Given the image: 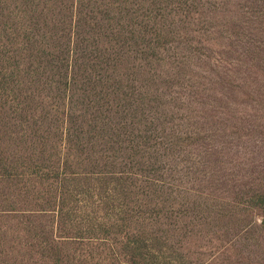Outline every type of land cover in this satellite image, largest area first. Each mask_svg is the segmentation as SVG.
<instances>
[{"label": "trees", "instance_id": "1", "mask_svg": "<svg viewBox=\"0 0 264 264\" xmlns=\"http://www.w3.org/2000/svg\"><path fill=\"white\" fill-rule=\"evenodd\" d=\"M0 264H264V0H0Z\"/></svg>", "mask_w": 264, "mask_h": 264}]
</instances>
